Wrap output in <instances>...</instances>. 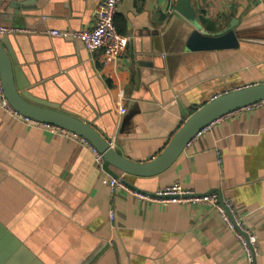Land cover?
Returning a JSON list of instances; mask_svg holds the SVG:
<instances>
[{
	"label": "crops",
	"instance_id": "obj_1",
	"mask_svg": "<svg viewBox=\"0 0 264 264\" xmlns=\"http://www.w3.org/2000/svg\"><path fill=\"white\" fill-rule=\"evenodd\" d=\"M12 1L0 0V23L21 29L11 41L25 75L40 77L34 96L135 162L160 157L214 97L264 82V0H121L115 25L129 44L108 65L102 50L50 34L91 27L101 0H36L17 15ZM236 19L228 44L202 34ZM104 176L77 139L1 109L0 264H247L211 205L141 200ZM121 176L145 193L179 182L233 201L264 264V105L222 117L158 175Z\"/></svg>",
	"mask_w": 264,
	"mask_h": 264
},
{
	"label": "water",
	"instance_id": "obj_2",
	"mask_svg": "<svg viewBox=\"0 0 264 264\" xmlns=\"http://www.w3.org/2000/svg\"><path fill=\"white\" fill-rule=\"evenodd\" d=\"M35 2L36 0H14L10 6L17 15L22 11L35 9ZM237 26L236 19L220 31L204 30L202 34L209 38V41L228 44L233 32L236 33V37L242 34L241 29ZM15 34H8L0 38V74L4 93L10 105L23 116L58 125L84 137L103 154L107 171L117 177L121 174L148 177L162 173L177 160L187 144L204 127L230 113L264 100V82L218 95L189 117L160 157L153 158L148 163L135 162L122 156L107 138L85 121L57 110L59 106L52 102L34 96L33 90L35 92L42 91L39 84L40 77L31 79L25 75L12 46L11 38L18 35ZM44 90L45 88H43ZM124 181L133 189L139 190L127 179L124 178ZM220 198L223 200L222 197ZM0 228L3 227L0 226ZM4 230L3 228V232ZM8 237L13 239L10 234ZM13 242L16 243L15 240Z\"/></svg>",
	"mask_w": 264,
	"mask_h": 264
},
{
	"label": "built area",
	"instance_id": "obj_3",
	"mask_svg": "<svg viewBox=\"0 0 264 264\" xmlns=\"http://www.w3.org/2000/svg\"><path fill=\"white\" fill-rule=\"evenodd\" d=\"M120 2L121 0H101L95 11L94 23L91 27L78 31L52 30L50 34L70 41H80L83 46L90 52L102 50L104 55L103 63L105 65L117 63L129 43V37L122 35L117 30L115 25V15L117 13ZM19 32H21V29L9 27L0 23V36L15 34ZM260 105H264V100L240 110L250 109ZM1 109L18 118H21L24 122L32 126L47 129L54 134H60L75 138L82 144L86 145L92 151L97 168L105 173L103 179L104 184L108 185L112 191L124 190L141 200L162 204L207 203L211 205L218 211L225 226L229 230L234 232L237 240L241 244V247L246 254L247 264L256 263V257L260 254L258 236L253 228L248 225L245 217L240 213L237 205L233 201L229 199L221 200V196L217 192L204 194L196 193L194 191L185 189L179 182H175L162 189H159L155 193H145L133 189L127 183H125L122 176L117 177L107 171L103 154L84 137L58 125L37 121L23 116L22 114L17 112L10 105L7 97L5 96L0 74V110ZM124 111L125 110L122 109V112ZM216 121H214L213 123H215ZM213 123L204 127L197 135L204 132ZM111 218H114V212L111 213Z\"/></svg>",
	"mask_w": 264,
	"mask_h": 264
}]
</instances>
